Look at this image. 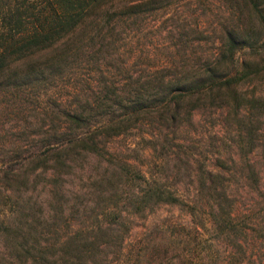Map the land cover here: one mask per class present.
<instances>
[{"label":"rangeland","instance_id":"rangeland-1","mask_svg":"<svg viewBox=\"0 0 264 264\" xmlns=\"http://www.w3.org/2000/svg\"><path fill=\"white\" fill-rule=\"evenodd\" d=\"M174 8L140 29L108 34L109 46L102 44L105 32L93 41L82 36L53 67L47 61L64 51L36 57L31 68L45 69L46 76L17 94L0 87V228L25 207L15 223L58 228L53 238H69L82 229L81 238L111 242L110 259L100 264H264V105L239 113L217 105L199 108L192 120L182 115L175 131L165 127L162 138L156 137L159 115L147 116L120 135L99 136L100 152L83 145L64 150L50 140L70 128L69 109L86 108L96 123L111 115L115 95L105 91L106 84L127 95L145 69L170 56L183 62L194 50H214L220 36L233 29L264 33L257 12L244 0H183ZM172 13L181 29L176 35L169 31ZM248 57L261 72L240 89L264 99V55ZM165 132L169 137L163 145ZM178 143L188 146L191 169L178 170ZM57 148L63 155L59 160ZM37 149L39 159L32 156ZM198 160L209 168L225 163L218 169L231 185L233 228L218 226L216 206L207 203L195 215L173 204L144 213L124 206L128 193L144 186V176L167 178L179 193H196L191 177L199 175ZM119 212L123 217L116 220ZM100 225L110 229L86 235Z\"/></svg>","mask_w":264,"mask_h":264},{"label":"trees","instance_id":"trees-1","mask_svg":"<svg viewBox=\"0 0 264 264\" xmlns=\"http://www.w3.org/2000/svg\"><path fill=\"white\" fill-rule=\"evenodd\" d=\"M181 1L0 0V87L4 86L8 92L17 94L46 76L45 69L39 72L31 68L36 57L50 51H64L57 59L47 61V65L53 67L66 59L65 51L80 42L78 38L84 36L93 41L103 32L107 35L102 44L109 46L112 39H107L108 34L112 36L116 32L140 29L152 18L157 21L160 14L172 12ZM244 1L257 12L264 30V0ZM168 20H172L170 33L176 35L181 29L173 13ZM251 55H264V33L258 36L250 29L229 30L220 36L214 50H194L193 54L186 55L188 57L183 62L170 56L164 64L145 69L130 83L127 95L120 94L114 88L116 85L106 84L105 91L115 95L111 115L102 117L96 123L93 113L86 108L69 109L67 120L70 128L56 131L50 135V140L55 139L64 150L83 145L90 151L100 152L99 136L120 135L138 126V122L147 116L159 115L161 129L156 137L162 138L165 127L175 131L182 115L192 120L195 110L199 108L217 105L236 113L260 108L264 105V99L247 96L240 89L253 82L261 72L259 66L249 59ZM21 65L28 67L18 70ZM87 103L93 106L89 99ZM153 121L150 125L155 124ZM165 133L163 145L169 137ZM178 144V170L191 169L192 157L188 146ZM32 156L39 159V149ZM56 156L58 160L62 159L61 150L56 152ZM224 165L221 162L209 168L206 161L198 160L199 175L190 176L197 188L193 194L179 193L167 178L144 176V186L128 193L124 206L131 207L133 213H144L158 204H173L185 207L195 215L201 203H207L212 208L216 206L213 210L218 211V226L233 228L235 209L232 192L229 191L231 185L224 181V171L218 169ZM179 178L182 180L183 177ZM204 188L209 190L207 195L203 193ZM226 206H230L231 210L225 211ZM24 209L13 221L11 218L3 221L0 228V264H100L110 259L111 242H103L98 236H88L94 232L105 234L110 228L100 225L98 230L88 232L86 238H81L85 232L82 229L69 238H53V235L60 234L58 228H45L31 222L15 223L25 214ZM115 214L116 220L123 217L122 212Z\"/></svg>","mask_w":264,"mask_h":264}]
</instances>
